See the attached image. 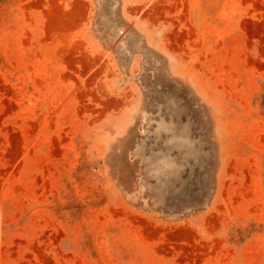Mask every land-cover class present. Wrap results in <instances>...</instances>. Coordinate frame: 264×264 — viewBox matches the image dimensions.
Instances as JSON below:
<instances>
[{
	"label": "rangeland",
	"instance_id": "1",
	"mask_svg": "<svg viewBox=\"0 0 264 264\" xmlns=\"http://www.w3.org/2000/svg\"><path fill=\"white\" fill-rule=\"evenodd\" d=\"M0 264H264V0H0Z\"/></svg>",
	"mask_w": 264,
	"mask_h": 264
}]
</instances>
